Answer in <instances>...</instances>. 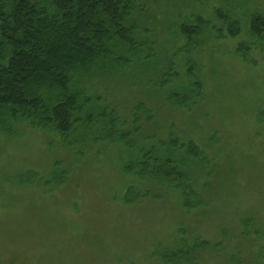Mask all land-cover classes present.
I'll return each instance as SVG.
<instances>
[{"label":"rangeland","instance_id":"rangeland-1","mask_svg":"<svg viewBox=\"0 0 264 264\" xmlns=\"http://www.w3.org/2000/svg\"><path fill=\"white\" fill-rule=\"evenodd\" d=\"M253 1L264 8V0ZM234 44L200 52L204 97L190 109L158 98L138 75L131 81L141 87L118 77L89 84L122 117L144 101L159 129L142 123V133L165 139L171 132L204 150L208 161L191 167L195 208L155 185L158 197L123 203L137 182L120 171L115 145L67 148L25 124L14 136L0 134V264H168L154 250L172 247L181 231L188 241L209 242L194 264H264V60L255 54L257 66L243 63ZM55 163L68 170L60 186L14 178L28 170L45 177Z\"/></svg>","mask_w":264,"mask_h":264},{"label":"trees","instance_id":"trees-1","mask_svg":"<svg viewBox=\"0 0 264 264\" xmlns=\"http://www.w3.org/2000/svg\"><path fill=\"white\" fill-rule=\"evenodd\" d=\"M229 42L243 63L257 66L255 54L264 60V8L253 0H0V134L14 136L25 124L54 133L67 148L115 145L120 171L138 185L127 186L123 203L158 197L155 185L195 208L201 202L191 167L208 161L204 150L171 132L165 139L142 133V123L159 129L144 101L122 117L89 84L118 77L141 87L132 82L138 75L158 98L190 109L204 97L200 52ZM67 173L55 163L45 177L28 170L14 178L55 187ZM180 233L154 255L194 264L209 242Z\"/></svg>","mask_w":264,"mask_h":264}]
</instances>
